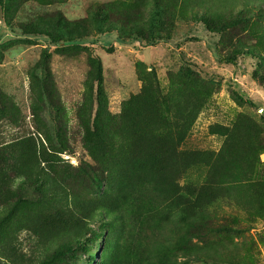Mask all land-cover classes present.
<instances>
[{"label": "rangeland", "instance_id": "1", "mask_svg": "<svg viewBox=\"0 0 264 264\" xmlns=\"http://www.w3.org/2000/svg\"><path fill=\"white\" fill-rule=\"evenodd\" d=\"M159 2L162 17L156 0H0V264H107L144 236L98 202L124 180L119 153L153 128L179 139L193 115L182 150L209 153L226 143L211 127L228 128L244 151L259 145L252 157L264 170V0ZM100 4L132 11L144 40L130 30L122 40L111 23L108 34L94 25L71 35L67 24ZM153 33L170 39L149 46ZM81 34L84 43H51ZM27 149L38 154L33 176L20 161ZM207 172L192 169L180 184ZM210 214L200 245L212 257L177 264H264V210L219 204ZM75 222L87 229L78 235Z\"/></svg>", "mask_w": 264, "mask_h": 264}, {"label": "trees", "instance_id": "2", "mask_svg": "<svg viewBox=\"0 0 264 264\" xmlns=\"http://www.w3.org/2000/svg\"><path fill=\"white\" fill-rule=\"evenodd\" d=\"M156 7L158 17H162L165 11L159 0H156ZM130 12L121 13L116 5L100 4L91 11L88 19L67 24V29L72 30L71 35L74 31L87 34L97 25L99 34H108L105 25L111 23L108 25L110 30L114 26L122 40L129 30V36L144 40L134 32L138 31L137 27L129 23L127 14ZM85 34L65 41L54 38L51 43L58 48L84 43L87 39ZM169 39L162 33H153L146 41L153 46ZM191 122L182 132V138L159 134V128H153L145 136H137L140 140L133 141L132 144L137 146L133 152L127 154L123 150L119 153L118 157L121 160L125 158L128 165L124 180L114 192L103 197L98 206L110 218L117 220L123 230L140 223L144 236L137 242L129 239L123 242L119 252L106 260L107 264H177L176 257L189 254L195 260L204 261L212 254L210 249L200 245V234L212 230L210 212L214 208L223 204L247 211L264 210V170L259 169L257 160L252 157L259 152V145L254 144L246 152L234 138L232 141L231 130L213 126V135L226 138L218 153L184 151L182 146L191 131L193 115ZM37 158V152L32 153L30 149L20 154L23 169L30 176L36 173L31 163ZM197 167L208 169L204 182L181 185L183 175ZM28 180L33 181L32 178ZM137 208L143 212L138 213ZM74 224L78 235L81 229H87L82 222ZM32 230L39 235L53 233L50 228L33 226ZM193 239L199 242L195 243Z\"/></svg>", "mask_w": 264, "mask_h": 264}]
</instances>
